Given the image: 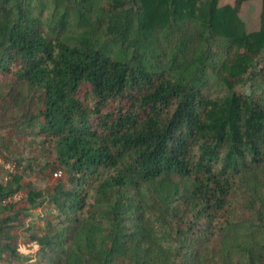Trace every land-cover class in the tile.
<instances>
[{"label":"trees","instance_id":"trees-1","mask_svg":"<svg viewBox=\"0 0 264 264\" xmlns=\"http://www.w3.org/2000/svg\"><path fill=\"white\" fill-rule=\"evenodd\" d=\"M218 1L0 0V263L264 264V0Z\"/></svg>","mask_w":264,"mask_h":264},{"label":"rangeland","instance_id":"rangeland-1","mask_svg":"<svg viewBox=\"0 0 264 264\" xmlns=\"http://www.w3.org/2000/svg\"><path fill=\"white\" fill-rule=\"evenodd\" d=\"M235 0H219V6H224V5H228V4H233ZM261 10H262V4H261V0H249L245 3L242 4L241 8H240V16L242 18V20L245 22L247 31L251 32V31H256L260 28V16H261ZM181 62H185L184 59L181 60ZM219 84L216 83L215 80H211L210 84L206 87V90L211 92V93H217L219 90ZM0 135H2L3 139L1 140V143L4 141H9V139L11 138V135H14L18 138V136L16 135V131L13 130V128H9L6 130H1L0 131ZM18 142L16 139H13V142ZM3 142V143H4ZM6 145H9V143L7 142ZM13 149V150H12ZM10 151H14L16 152V155H23L26 157H30L31 154L34 152V149H30V148H24L22 147V145L20 144L19 147H9V153ZM15 155V154H13ZM11 155L13 158H15V156ZM61 173H58L57 176H53L52 179H49L48 181L40 178L38 176V174L36 173H32L31 175H27L26 176V180L29 182H32L34 184L35 187H40L42 185H45L47 183H54L59 177H60ZM22 197L25 195V191L21 192ZM48 204L45 207H40L37 208L35 210H32V215L29 216L28 218H26V223H29L33 220H40V216L39 214L42 212H46L48 210ZM40 223L43 225L44 222L40 221ZM30 246V248H29ZM20 251L24 254H26L27 257H22L17 264H36V260H37V249L36 247H32V245H30V241L28 240L27 237L21 238L20 240ZM0 264H10V262H1Z\"/></svg>","mask_w":264,"mask_h":264},{"label":"built area","instance_id":"built-area-1","mask_svg":"<svg viewBox=\"0 0 264 264\" xmlns=\"http://www.w3.org/2000/svg\"><path fill=\"white\" fill-rule=\"evenodd\" d=\"M0 166L2 167L3 170L6 171V176L5 178L8 179L11 174L16 172V166L13 162L11 161H6L2 156H0ZM58 173L55 174L57 176ZM22 199V194L21 193H15L11 195L6 202L7 203H17Z\"/></svg>","mask_w":264,"mask_h":264}]
</instances>
